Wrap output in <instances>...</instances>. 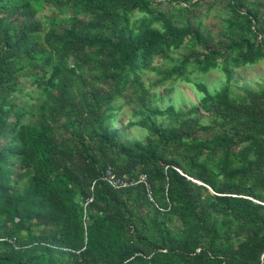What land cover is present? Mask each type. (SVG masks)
<instances>
[{"label": "trees", "instance_id": "trees-1", "mask_svg": "<svg viewBox=\"0 0 264 264\" xmlns=\"http://www.w3.org/2000/svg\"><path fill=\"white\" fill-rule=\"evenodd\" d=\"M205 1L0 0V264H264V82L230 87L264 59V0H225L216 35L192 16ZM213 68L224 83L186 109L151 104ZM129 96L144 140L115 124ZM107 167L144 173L151 199Z\"/></svg>", "mask_w": 264, "mask_h": 264}, {"label": "rangeland", "instance_id": "rangeland-1", "mask_svg": "<svg viewBox=\"0 0 264 264\" xmlns=\"http://www.w3.org/2000/svg\"><path fill=\"white\" fill-rule=\"evenodd\" d=\"M161 8H168V5L163 2L159 5ZM194 20L200 21L204 26L208 27L214 35L218 30L223 27L224 17L229 14V10L226 7L225 0H206L198 8L194 9ZM49 10L44 9L37 13L36 16L27 18L32 20L33 18L42 19L45 14H48ZM191 16V18H192ZM187 51V48L178 49L175 51V56H180L181 53ZM155 64H158L155 62ZM231 81L230 87L234 95L240 94L238 86L248 85L250 87H256L264 82V59L253 63L245 64L233 69L230 73ZM157 77L152 70H144L143 80L145 84H149L153 79ZM25 76L20 78L23 82L22 88L16 93V102L22 104L26 108H29L36 97V87ZM225 81V73L220 68H213L206 72L195 70L187 74V78L182 79H168L163 85H159L152 89L151 104H157L160 106H166L174 104L177 108L186 109L191 101H195L198 97V93L195 90L197 88L196 82H203L209 91H214ZM163 90H169L162 99L159 98ZM128 101V102H127ZM116 104L121 106L115 117V124L121 127L122 137L125 140L141 139L144 140L147 131L139 126L126 127L125 124L128 120H136L137 115H133L134 99L133 96L122 97ZM161 118L156 117V120ZM207 120V117L204 118Z\"/></svg>", "mask_w": 264, "mask_h": 264}, {"label": "built area", "instance_id": "built-area-1", "mask_svg": "<svg viewBox=\"0 0 264 264\" xmlns=\"http://www.w3.org/2000/svg\"><path fill=\"white\" fill-rule=\"evenodd\" d=\"M100 179L106 182L107 184H109L112 188H126L129 186H134L136 184H142L146 190L147 196L149 197V199H151L149 183L144 173H139L136 176H129L127 174H118L112 168L107 167L105 171L103 172V174L101 175ZM93 182L91 184V187L93 185ZM91 200H92V196H89L88 198H86L84 202L83 219L85 218V213H86L85 206Z\"/></svg>", "mask_w": 264, "mask_h": 264}]
</instances>
